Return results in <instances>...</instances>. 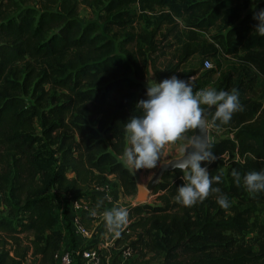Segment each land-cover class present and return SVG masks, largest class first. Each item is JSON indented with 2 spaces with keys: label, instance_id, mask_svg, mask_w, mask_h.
<instances>
[{
  "label": "trees",
  "instance_id": "trees-1",
  "mask_svg": "<svg viewBox=\"0 0 264 264\" xmlns=\"http://www.w3.org/2000/svg\"><path fill=\"white\" fill-rule=\"evenodd\" d=\"M237 1L242 0H0V197L7 211L0 217V264H24L29 253L38 264L59 263L62 194L69 201L93 202L90 192L109 176L125 195L137 193L133 172L120 161L127 146L124 124L140 114L135 106L146 98L142 82L149 64L135 45L142 56L158 53L156 39L165 24L171 26L162 39L173 34L175 17L186 16L192 27L209 30ZM254 2L255 12L264 9V0ZM81 4H101L102 21L82 19ZM136 5L141 11L162 10L140 38L128 29ZM250 19L226 37L244 47L247 61L264 76V35L253 32ZM196 52L186 44L180 63ZM167 77L159 75L158 81ZM254 112L240 118L229 137L212 142L218 159L207 167L210 175L221 176L212 186L227 195L230 206L221 208L215 193L191 207L177 203L182 173H166L153 192L156 203L127 209L130 224L123 234L128 235L116 245L134 255L129 264L148 253L161 257V264H264V222L257 249L244 239L264 208V192L249 195L242 179L238 186L220 171L229 154L231 172L236 169L241 177L264 169V108ZM43 140L55 147L51 156Z\"/></svg>",
  "mask_w": 264,
  "mask_h": 264
},
{
  "label": "rangeland",
  "instance_id": "rangeland-1",
  "mask_svg": "<svg viewBox=\"0 0 264 264\" xmlns=\"http://www.w3.org/2000/svg\"><path fill=\"white\" fill-rule=\"evenodd\" d=\"M102 2H107V0H102ZM255 7L256 3L254 0L237 1L233 4V9L230 13L209 30H199L192 27L191 23L186 20V16L175 17L177 27L173 34L167 39H162V34H165L171 26L168 27V25L165 24L162 28V33L156 39V42L161 48L160 52L152 54L148 53L147 56H142L139 54V51L141 50L139 49V43L134 47V49L138 51L141 61L142 58L145 57L149 64L147 75L142 82L143 87H146L147 83H152L154 81L159 82V75H168V77L176 75L180 79L187 76L184 80L193 76L194 79H191V82L196 84L194 91L205 87H214L217 90H231L232 88H236L239 91V99L243 105V110L235 112L231 118L232 123L225 128L215 127L209 121L208 128L211 142H218L229 137L231 135V128L240 118H252L253 115H257V113L255 114L254 112L255 109L264 108V76H262L255 67L247 61V51L244 47L241 44H238L236 39L230 41V39L226 37L227 32L232 28L239 27L241 21L247 16H251L250 20H252V23H250L249 26L252 27L254 33H257L254 26L258 22L253 19ZM101 8V4H81L80 17L85 20L101 22V17L103 16ZM161 12L162 10L159 8H156L153 11H141L138 5L134 6L132 8L133 17L128 23V29L135 32L140 38L145 30L151 31L154 28ZM113 34H115L113 29L108 32L109 37H112ZM145 44V42L141 44L142 50L144 51L146 49ZM186 44H190L196 48L197 52L184 63H180L183 47ZM206 59L211 61L213 69L211 74L205 75L206 72L202 67L203 62ZM129 77L132 80H135L132 74L129 75ZM192 135L193 132L184 135V139L179 140L176 143L166 145L163 149L160 161L155 168H143V170L139 172L127 165L123 157L120 158V161L131 169L137 183L146 184L155 175L161 162H168L182 155L180 149L182 146L187 145L188 140ZM43 146L48 150V154L51 156L55 147H53L48 140H43ZM232 158L233 156L229 154L221 159L222 163L220 164V171L223 172L226 178H229L231 175L230 161ZM234 158L238 159L237 156H234ZM54 159L57 160V156H54ZM103 184L110 185L111 191L118 188L116 185V179L113 176H109L107 182ZM111 193L112 192H109L110 196H112ZM90 194H92V191ZM126 196L129 197V203L134 204V206L140 204L136 201V194L133 196ZM156 197L157 194L153 195V193H151L147 203H156ZM92 200L93 207L96 209L98 203L95 199ZM59 201L63 203L64 208H66L67 199L64 194L61 195ZM233 204H236V201ZM61 207L62 206L58 208L57 205L58 212H60ZM6 215V207L0 197V217ZM252 222L255 223H253L250 230L245 234L244 239L246 243L251 244L257 249L261 238L259 224L264 222L263 207L254 215ZM129 224L130 221L128 220V223L123 227L119 235H116L115 241L110 242L111 239L108 240L107 238H103V240H108L107 242H110V245L106 249L100 251V262H104V264H129L135 259L134 255L127 256L125 251L122 250L123 247H118V245H116V241L119 237L123 240L128 235V233H123ZM105 225L106 224H104L101 231H98V236H94L95 238L99 239L103 229L105 233ZM69 231L71 235L69 236L70 240L68 241V248L73 250L76 245L75 240L79 236L76 232H73L70 229ZM112 236H115L114 232ZM22 238V244L24 245L27 243V239L26 237ZM97 241L98 240L96 239V243ZM96 247H98V245L95 244V242H83L80 248L94 249ZM161 261V257L154 253H148L146 257L138 258V264H161ZM24 264H38V261L33 258L31 253H29Z\"/></svg>",
  "mask_w": 264,
  "mask_h": 264
},
{
  "label": "clouds",
  "instance_id": "clouds-1",
  "mask_svg": "<svg viewBox=\"0 0 264 264\" xmlns=\"http://www.w3.org/2000/svg\"><path fill=\"white\" fill-rule=\"evenodd\" d=\"M253 18L258 22L254 29L259 35H264V9L254 12ZM193 88L191 77L184 80L176 75L147 83L146 98L140 99L135 106L140 114L133 115L124 124L127 146L122 155L126 164L135 170L155 168L166 145L184 139L189 130L199 129L202 134H193L187 145L181 147L182 155L171 162V167L182 173L183 181L177 186L174 199L185 207H191L204 201L210 193H215L216 203L226 209L230 206L227 195L212 186L220 182L221 176L210 175L207 167V163L216 161L218 157L207 136L209 122L205 113L214 108L212 124L216 125L218 121L227 125L235 112L243 110V105L236 88L217 90L205 87L196 91ZM201 162L206 163L202 166ZM231 175L238 186L242 179L249 195L264 192V169L247 172L243 177L233 169ZM103 219L106 227L118 236L127 224L128 211L123 207H112L103 213Z\"/></svg>",
  "mask_w": 264,
  "mask_h": 264
},
{
  "label": "built area",
  "instance_id": "built-area-1",
  "mask_svg": "<svg viewBox=\"0 0 264 264\" xmlns=\"http://www.w3.org/2000/svg\"><path fill=\"white\" fill-rule=\"evenodd\" d=\"M212 68V63L209 59L204 60L202 69L204 71L209 70ZM191 79L193 80L194 77L192 76ZM95 191H102L103 194H105L106 198H110L109 192H111L110 185H100L99 187L94 189ZM70 205L73 208L74 213L71 216V226L73 227L76 234L82 238V239H92L94 237L93 232L85 226L83 223V217L85 215L87 216H93L94 207L93 202L91 200H70ZM106 227V225H105ZM104 227V228H105ZM102 234L99 236V239L97 241L98 247L94 249H87V248H81L74 252H65L60 253L59 256V263L58 264H75L76 257L80 258L82 261V264H100V251L103 249H106L109 247L110 242L116 240V234L113 235V231H110L107 227L105 228ZM96 236V235H95ZM103 238H107L110 240V242H107L108 240H103ZM125 254L127 256L131 255L129 250L125 251Z\"/></svg>",
  "mask_w": 264,
  "mask_h": 264
},
{
  "label": "crops",
  "instance_id": "crops-1",
  "mask_svg": "<svg viewBox=\"0 0 264 264\" xmlns=\"http://www.w3.org/2000/svg\"><path fill=\"white\" fill-rule=\"evenodd\" d=\"M112 196H110V198H106L105 194H103L102 191H92L93 194H95V200L98 203V207H96V209H94L95 211V215L93 216H87L85 215L83 217L84 219V223L85 225L93 232V235L98 236V231H101V229L103 228L105 222H103V213L106 210H110L112 207H123L128 209L131 206H134V204L129 203V197H127L126 195H124V193L122 192V189L120 187L114 189L111 191ZM63 197V196H62ZM58 208L60 206H62L60 208V212L57 211V215L58 218L60 220V225L61 228L64 232V243H63V247H62V251L61 253H65V252H74L77 251L78 249H81L80 247L82 246L83 242H91L96 244V239L98 240V238L93 237L92 239H82L80 237L76 238V245L74 246L73 250L70 248H68L69 245V236L71 235L70 230H72L73 232L74 229L71 226V216L74 213L73 208L70 205V201L67 200V205L66 208H64V204L61 203L58 200ZM57 208V210H58ZM101 217V219H100ZM100 219V220H99ZM128 223V221H127ZM104 230V229H103ZM78 259V258H77ZM82 264L81 259L79 260H75V264ZM100 264H104V262H101Z\"/></svg>",
  "mask_w": 264,
  "mask_h": 264
},
{
  "label": "water",
  "instance_id": "water-1",
  "mask_svg": "<svg viewBox=\"0 0 264 264\" xmlns=\"http://www.w3.org/2000/svg\"><path fill=\"white\" fill-rule=\"evenodd\" d=\"M212 109H208L205 113V116H206L208 122H209V118H210ZM193 134L201 135L202 133L200 132L199 129H194ZM207 136H208V139L210 140L209 128H207ZM188 147L190 150V146H188ZM178 158H174L168 162H161L158 166V169H157V172L155 173V175L146 184L137 183L136 201L138 203H146L148 201L150 194L155 191V189L160 184V182L162 181V179L166 173H171V172L178 170V169H174L171 167V162L178 159Z\"/></svg>",
  "mask_w": 264,
  "mask_h": 264
}]
</instances>
